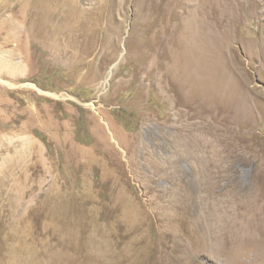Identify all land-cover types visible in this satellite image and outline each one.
I'll return each mask as SVG.
<instances>
[{"label": "rangeland", "instance_id": "1", "mask_svg": "<svg viewBox=\"0 0 264 264\" xmlns=\"http://www.w3.org/2000/svg\"><path fill=\"white\" fill-rule=\"evenodd\" d=\"M0 264H264V0H0Z\"/></svg>", "mask_w": 264, "mask_h": 264}, {"label": "bare ground", "instance_id": "2", "mask_svg": "<svg viewBox=\"0 0 264 264\" xmlns=\"http://www.w3.org/2000/svg\"><path fill=\"white\" fill-rule=\"evenodd\" d=\"M149 0H146V2H148ZM201 34H204V35H206V33H201ZM205 40V39H207V37L206 36H187V37H185L184 38V42H188V40H191L189 43H187V44H192V45H194V47L192 48V50H193V52H194V55H197V48L199 47V45H198V43H202V41L201 40ZM197 44V48H196V45ZM190 55H191V53H190V50L188 49V48H185V50H184V52H183V59L184 60H188L189 58H190ZM200 57H202V55L200 54L199 55ZM203 58V57H202ZM197 70H198V67H197ZM52 96H56V95H54V94H51Z\"/></svg>", "mask_w": 264, "mask_h": 264}]
</instances>
